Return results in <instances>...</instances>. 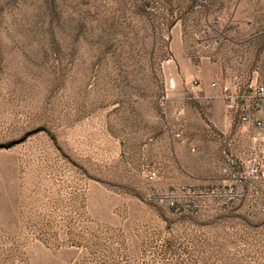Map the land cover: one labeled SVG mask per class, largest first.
Listing matches in <instances>:
<instances>
[{
  "label": "rangeland",
  "instance_id": "374dc122",
  "mask_svg": "<svg viewBox=\"0 0 264 264\" xmlns=\"http://www.w3.org/2000/svg\"><path fill=\"white\" fill-rule=\"evenodd\" d=\"M236 78L264 80V0H0V264H264V185L167 200L264 147Z\"/></svg>",
  "mask_w": 264,
  "mask_h": 264
},
{
  "label": "built area",
  "instance_id": "2783aa9c",
  "mask_svg": "<svg viewBox=\"0 0 264 264\" xmlns=\"http://www.w3.org/2000/svg\"><path fill=\"white\" fill-rule=\"evenodd\" d=\"M220 90L225 109L251 128L264 126V80L236 78L223 83L216 80L212 84ZM182 113V109L177 111ZM176 137H181L177 132ZM254 142L259 141L255 135ZM155 173L151 174V178ZM264 185V147H253L246 159L229 154L223 168L222 180L209 187L183 186L181 193L173 190L168 196V204L173 211L197 213L206 207L227 208L235 202L252 196ZM183 195V199L179 197ZM209 203V204H208ZM256 203L251 200V206ZM264 211V208H263Z\"/></svg>",
  "mask_w": 264,
  "mask_h": 264
}]
</instances>
